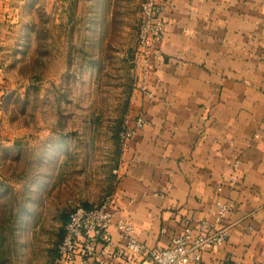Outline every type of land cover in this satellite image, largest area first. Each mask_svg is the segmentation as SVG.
<instances>
[{
	"label": "crops",
	"instance_id": "0c3cea01",
	"mask_svg": "<svg viewBox=\"0 0 264 264\" xmlns=\"http://www.w3.org/2000/svg\"><path fill=\"white\" fill-rule=\"evenodd\" d=\"M0 0V157L16 139L4 126L9 41L30 38L22 8ZM163 58L138 90L112 192L115 219L150 247L167 245L185 221L215 220L218 198L232 205L228 239L197 264L264 261V0H168ZM22 26V27H21ZM21 27V28H20ZM22 32V34H21ZM0 170V183L3 181ZM98 204V203H97ZM95 205V204H93ZM117 244L123 242L116 225ZM114 264H125L116 258Z\"/></svg>",
	"mask_w": 264,
	"mask_h": 264
},
{
	"label": "rangeland",
	"instance_id": "374dc122",
	"mask_svg": "<svg viewBox=\"0 0 264 264\" xmlns=\"http://www.w3.org/2000/svg\"><path fill=\"white\" fill-rule=\"evenodd\" d=\"M143 2L31 0L22 8L30 38L9 41L3 102L16 148L0 157V264H53L72 208L111 196L143 85Z\"/></svg>",
	"mask_w": 264,
	"mask_h": 264
},
{
	"label": "built area",
	"instance_id": "2783aa9c",
	"mask_svg": "<svg viewBox=\"0 0 264 264\" xmlns=\"http://www.w3.org/2000/svg\"><path fill=\"white\" fill-rule=\"evenodd\" d=\"M168 0H144L140 25V46L145 62L141 90L148 91L147 74L163 58L159 46L164 39L168 17L165 8ZM144 117L140 113L124 133V140L134 136L143 126ZM119 176V169H116ZM215 220L202 219L196 224L186 219L183 230L174 235L165 246L150 247L137 236L134 225L125 219H115L114 197L101 203L86 206L76 204L69 213L64 235L58 244L53 264H114L123 258L125 264H197L206 249H215L229 237V225L224 219L232 205L218 198ZM116 225L123 242L117 244L111 228ZM233 264H251L237 260ZM260 264H264L262 261Z\"/></svg>",
	"mask_w": 264,
	"mask_h": 264
},
{
	"label": "trees",
	"instance_id": "16d2710c",
	"mask_svg": "<svg viewBox=\"0 0 264 264\" xmlns=\"http://www.w3.org/2000/svg\"><path fill=\"white\" fill-rule=\"evenodd\" d=\"M86 206H90V205H86ZM69 218V217H68Z\"/></svg>",
	"mask_w": 264,
	"mask_h": 264
}]
</instances>
